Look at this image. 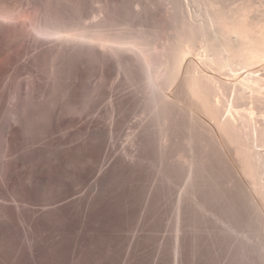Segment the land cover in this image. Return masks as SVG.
<instances>
[{
  "label": "rangeland",
  "instance_id": "rangeland-1",
  "mask_svg": "<svg viewBox=\"0 0 264 264\" xmlns=\"http://www.w3.org/2000/svg\"><path fill=\"white\" fill-rule=\"evenodd\" d=\"M216 1L264 16V0ZM180 2L196 14L192 0H0V264H264L249 190L237 197L242 180L164 118L144 58L115 42L141 37L176 73L166 40ZM200 56L188 58L202 71ZM9 136L32 171L8 186Z\"/></svg>",
  "mask_w": 264,
  "mask_h": 264
},
{
  "label": "bare ground",
  "instance_id": "bare-ground-1",
  "mask_svg": "<svg viewBox=\"0 0 264 264\" xmlns=\"http://www.w3.org/2000/svg\"><path fill=\"white\" fill-rule=\"evenodd\" d=\"M192 2L197 7L195 15L188 12L185 2L176 6V20L170 30L174 42L166 40V46L176 48L179 60L176 73L160 69L151 48L141 37L118 38L115 42L131 44L130 49H136L144 58L152 86L150 100L153 89L164 118L172 119L186 129L188 142L193 148L195 145L201 148L205 160L210 161L221 174L233 180L239 179V182L242 180L236 196L246 198L245 192L249 190L252 207L258 209L262 216L256 219L258 229H264V16L251 17L243 13L230 17L216 0ZM262 8L256 7V14H264L260 12ZM254 28H260L256 36L252 33ZM100 43L112 42L101 39ZM190 54L201 55L206 69L224 71L228 78H220L216 75L218 72H208L204 66L201 71V65L197 66L201 61H190ZM122 60L124 58L119 62ZM116 111L118 108L112 110L114 116ZM70 121L67 119L64 123ZM7 142L3 176L9 186L15 169L27 176L32 169L24 168L23 162H12L11 156L17 152L14 138L9 136ZM85 155L92 157L90 152ZM79 156V152L71 151L60 157L62 161L69 162ZM1 185L0 182V198ZM5 242L10 247V241Z\"/></svg>",
  "mask_w": 264,
  "mask_h": 264
}]
</instances>
